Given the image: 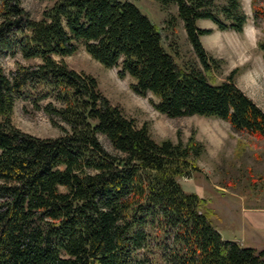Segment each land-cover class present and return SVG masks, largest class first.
<instances>
[{
  "label": "trees",
  "instance_id": "obj_1",
  "mask_svg": "<svg viewBox=\"0 0 264 264\" xmlns=\"http://www.w3.org/2000/svg\"><path fill=\"white\" fill-rule=\"evenodd\" d=\"M41 1L48 5L31 19L21 0H0V60L37 61L8 74L0 65V264H264V249L221 239L205 201L181 188L203 153L194 133L185 143L155 142L110 104L95 78L61 60L81 48L117 68L118 78L128 76L135 95L151 94L158 114L221 120L264 141V114L236 88L235 70L216 81L221 62L199 42L211 30L196 26L205 20L241 33L239 1L150 0L175 9L160 27L130 0ZM250 12L254 24L264 20L257 0ZM175 19L191 62L164 49ZM257 49L264 57V38ZM17 100L42 111L60 134L39 138L14 127Z\"/></svg>",
  "mask_w": 264,
  "mask_h": 264
},
{
  "label": "rangeland",
  "instance_id": "obj_2",
  "mask_svg": "<svg viewBox=\"0 0 264 264\" xmlns=\"http://www.w3.org/2000/svg\"><path fill=\"white\" fill-rule=\"evenodd\" d=\"M130 1L158 27L163 26L169 17H175V9L171 6L163 9L150 0ZM238 1L246 17L241 33L219 31L211 22L200 20L196 26L211 30V33L201 36L199 42L206 54L221 62L220 68L213 74L216 81H223L230 71L235 70L236 88L264 114V57L257 49V42L264 38V20L254 24L250 0ZM257 4L264 8V0H257ZM21 5L31 19H38L48 3L21 0ZM174 26L171 34L168 33L169 46L164 44V49L174 54L178 63L195 60L177 19ZM61 60L68 68L95 78L98 90L110 104L117 106L136 127L145 125L155 142L169 140L185 143L194 133V139L202 145L203 153L194 163L196 171L189 178L178 180L181 188L205 201L210 221L221 239L236 241L243 247L264 249V236L251 231L246 224L247 214H264V141L234 133L221 120L196 116L170 119L158 114L150 104V100L155 102L151 94L147 93L145 97L135 95L129 89L133 81L128 76L118 78L117 68L105 69L81 48ZM36 62L25 61L16 55L2 58L0 65L8 74L16 63L32 65ZM47 102L43 101L39 106ZM10 120L14 127L35 137L54 138L60 134L42 111L35 110L24 100L14 103ZM98 140L107 152L114 153L103 136H98Z\"/></svg>",
  "mask_w": 264,
  "mask_h": 264
},
{
  "label": "crops",
  "instance_id": "obj_3",
  "mask_svg": "<svg viewBox=\"0 0 264 264\" xmlns=\"http://www.w3.org/2000/svg\"><path fill=\"white\" fill-rule=\"evenodd\" d=\"M247 222L248 228L251 231L256 233H260L264 236V214L256 215L255 213L247 214Z\"/></svg>",
  "mask_w": 264,
  "mask_h": 264
}]
</instances>
